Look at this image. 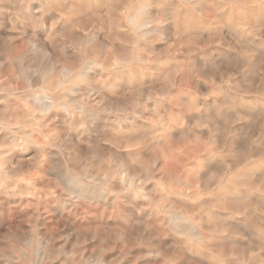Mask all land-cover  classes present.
Instances as JSON below:
<instances>
[{"label": "rangeland", "instance_id": "374dc122", "mask_svg": "<svg viewBox=\"0 0 264 264\" xmlns=\"http://www.w3.org/2000/svg\"><path fill=\"white\" fill-rule=\"evenodd\" d=\"M144 2L150 5V9H148L149 11L141 15V19L146 22V26L143 28L134 27L129 23L130 20L128 19H131L132 15L135 14V9ZM172 2L173 0H0V127H2L3 123V126L7 124L14 129L15 135L18 136V140L23 142L26 137L30 136L32 143L34 142L33 144L30 143L32 146H27L29 147L27 151L25 149L22 150L21 146H19L17 147V149H20H18L19 152L16 151V153H10L12 144L8 138L2 136L3 133H0V160L4 158L6 159V163L9 162L7 163L8 165L6 164V166L1 169L2 172H0V180L5 181V185L2 184L5 188L1 186L0 181V257H2L0 258V264H64L65 262H69L68 264H87V258L89 262H100V264H112L113 262L114 264H199V261L200 264H236L237 260V264H239V262L240 264H264V204L263 210H260V206L258 205L259 200L257 199L259 195H261L257 190V186L259 183L264 185V0H176V2L174 0V2ZM4 3L5 5H3ZM91 3H93V5ZM137 4H139V6ZM66 6L68 7L65 8ZM255 6L257 8H255ZM31 8L32 10L28 11ZM35 8L37 10H35ZM64 14L65 20L60 17ZM77 17L79 18L77 19ZM8 21H10L11 25L10 23L8 25ZM36 21L39 22V24ZM51 22L53 24H51ZM68 27L70 29H68ZM201 31L203 32L202 34ZM148 33L152 35H149ZM146 35L147 37L145 38ZM22 38L25 39L23 40ZM18 42L22 43L20 44ZM113 43L115 44L114 46ZM122 45H124V47ZM13 47L16 48V51L13 50ZM121 49L123 50L121 51ZM41 50L44 51L42 52ZM150 50H152V52ZM46 51L49 57H46ZM52 52L54 55H52ZM43 53L45 57L41 55ZM37 54L41 56H38ZM252 56H254V58ZM38 57H42V59ZM69 57L71 59L70 61H74V64L76 63L75 65L77 69H79V67L87 66L90 59L96 60L101 68L99 71L94 70L96 71L95 73L93 72V69L89 70V79L81 86L83 89H87L89 84L92 83L99 85L102 80L108 82L110 86H116L115 88L113 87V91H107L108 93L106 92L108 95L107 98L110 101L109 107L112 108L110 110L109 108L103 111H101V109L99 110L101 107L96 103L99 100L98 96L97 94H94V92L92 93L89 105L92 111H96L99 114L98 120L96 121H92L89 116H71L63 109L54 108L50 113L43 112L41 111L39 105L35 102L36 100H34V95L39 93V90L43 85L50 87L52 92L59 93V90L56 88L57 85L56 82H54V78H56L60 68L58 66H54L53 68L51 63L55 62L54 59L60 63H64V61L66 62ZM48 58H50V61H48ZM115 58L116 60H114ZM124 59H127V61ZM248 59L250 60V63ZM42 60L43 62H41ZM145 60L148 61L146 62ZM39 61L40 64L43 65L44 70L42 73L37 72L40 67ZM46 63L49 66H46ZM177 64H179V66ZM20 65H22V67ZM212 65H215V67ZM31 66H33V69L35 68V71L30 68ZM30 69H32V71L29 72L28 70ZM145 70L147 72H145ZM167 70L168 72H166ZM35 72H37L36 75L39 73V77L37 76V79H35L36 76H34ZM18 73H20V75ZM101 75L102 77H100ZM24 76H26V79ZM32 76L34 78H32ZM42 77L44 79H41ZM50 77H53V82L50 81ZM97 77L103 79L96 81ZM205 78L206 81H204ZM178 79H181L180 82ZM45 80H47V82ZM156 84L157 86H155ZM137 86H139V89ZM136 89L138 90L136 91ZM128 91L129 93H127ZM76 94L79 96L81 93ZM95 99L97 100L94 101ZM124 103L125 105H122ZM227 103H229V105ZM143 108L146 111H143ZM197 110L200 111L199 114L196 112ZM210 110L211 112L209 113ZM150 112L153 113L150 114ZM178 116L179 118H177ZM108 117H112V120L117 119L119 121L123 119L138 121V124L141 123L139 124L140 129H133L136 133L142 130L146 131L150 124H152V122H156L158 119H162L163 122L171 129L168 128L169 131H166L168 134L166 133L167 135L164 137V144H154L151 137L148 136L141 140V142L136 143L137 146L134 147V152L132 154H128L126 145L132 143H129L131 141H128L124 130L129 129L123 128L121 130L112 131L109 128H102L101 124L104 123L106 119H109ZM81 118H84V121ZM179 119L181 121L183 120V122ZM81 121L82 123H80ZM77 123H80L81 125ZM177 123H179V127H177ZM70 124L73 125L71 126ZM95 124L96 128H94V130L92 126ZM67 127L68 130L66 129ZM190 127L191 130L188 131ZM86 128L89 130H86ZM100 128L103 131L105 129V134ZM94 131L97 132L94 133ZM198 131H200V133ZM58 135L60 136V140L58 139ZM101 135H103L104 139L101 138ZM109 135H111V137ZM114 138L116 140H113ZM90 140H92V142ZM87 141H89V143ZM58 145H61L62 148ZM96 147L98 149H96ZM167 148L169 150H166ZM115 149H118L121 153H118ZM2 150L8 151V153H2ZM136 151L138 155L136 154ZM38 153L42 155L47 153V159L44 162L39 163L38 159H36V154ZM56 153L58 156H56ZM114 154L115 156L117 154L118 155L114 157ZM31 155L34 157L31 158ZM29 156L31 159L28 161H31L28 163L27 157L29 158ZM56 159H58V165L56 163L55 165H57L56 167L59 166V170L62 171L66 169L63 171L65 173L68 169L73 168L72 172L75 174L76 178L86 182L95 190H99L101 188L106 190L107 188H110L112 191L107 189V192L111 196L115 195V207L109 209V207L103 203L81 198L77 202L78 204L81 203L77 206L78 211L80 212L78 214L71 215L67 220L66 218L64 220L61 219L63 214L55 213L53 209L58 200H70L72 195L70 196L69 189L61 178L49 173L50 169L55 166L53 163ZM141 159H143V161ZM61 160L65 165L61 163ZM35 161L38 162V165ZM122 161L126 163L136 162L134 165L137 169L134 177V187L124 185L125 189H123V192L120 194L123 195V193H126L127 197L124 198L118 197V191L120 188L119 181L121 178L120 173H122L120 164ZM29 164H31V168ZM140 165H144L143 168ZM250 169H253L256 172L246 178L244 175ZM25 170L27 172H24ZM38 171L40 172L37 176ZM3 172H6L7 175ZM64 173L62 174L64 175ZM17 174H19L18 176L21 178H19ZM93 174L97 177H93ZM101 174H103V176ZM112 174L114 175L113 177L111 176ZM231 175L233 177H231ZM98 178H103L104 180L106 179L107 182L103 183L102 180L100 182ZM222 179L224 181H222ZM9 187H11V189ZM16 187H21L20 190L23 188L20 196V190ZM140 187H144L146 190L141 192V197H136L135 191ZM225 188L230 190H241L243 188L242 190H246L245 195L247 196L244 198L246 200L243 201L245 202L244 208L240 211L236 210V208H240L242 205H240L237 200H234V198L237 197L236 194H227L225 191L228 190ZM187 189L191 192V194H193L192 198L186 194H182V192L187 191ZM53 191H56V193L60 195L58 196V199L48 201L46 203L48 209H46L43 202L45 195L51 194ZM133 192L134 194H132ZM262 192L263 196L261 199H263L264 203V188ZM147 193L150 194L148 195ZM10 195H14L16 198ZM177 207H179V210ZM34 209L35 214L32 213ZM71 209H74V207L68 210L71 211ZM82 209L83 211H81ZM167 210L171 211V213ZM155 211L158 212L156 213ZM176 212L185 217L191 218L193 222H197L198 233H195L199 236L197 234V236H191L189 233H176L173 231L172 225L168 224L169 220L166 219H168L167 217L171 218ZM91 213L103 215V218H97V222ZM126 213L128 215H126ZM130 213L135 214L137 218L133 217ZM230 213H232L230 216L231 219L229 218ZM13 214L16 216H13ZM20 214L23 216H20ZM24 214H26V216ZM142 214H145L144 217ZM243 216H245L244 219ZM31 217L33 219L36 217V221ZM5 219L8 221H4ZM146 219H148V221H146ZM226 219H229L230 221ZM224 220L227 221V223H223ZM95 223L97 224L93 225ZM112 225H114V227ZM156 226L157 228L154 230ZM126 227H129V231ZM150 228L152 230H150ZM86 230L88 234L86 233ZM109 230H112L113 232ZM92 231L94 232V235L91 234ZM132 231H134V234L130 233ZM229 231L233 232L232 234L235 237L233 240H236L235 242L222 234V232L228 233ZM24 234L26 235V239ZM147 234L149 235L147 236ZM133 235L135 237H133ZM40 236L41 239L45 240L44 243L40 244ZM146 236L147 238L145 240ZM97 238L98 240H96ZM38 242L39 244H37ZM73 242L77 244L75 245ZM38 246H40V251H38ZM19 248H22V251ZM139 250L141 252H139ZM42 251H44L45 254L43 257L44 259H41L42 262H40L39 252L41 253ZM78 252L81 253L79 254ZM197 252H199V254ZM239 253L242 254V257L244 256V258L240 257ZM259 254L261 256H259ZM257 256H259V258ZM100 260L104 261L101 262ZM132 261H134V263ZM185 261L187 262L185 263Z\"/></svg>", "mask_w": 264, "mask_h": 264}, {"label": "bare ground", "instance_id": "6f19581e", "mask_svg": "<svg viewBox=\"0 0 264 264\" xmlns=\"http://www.w3.org/2000/svg\"><path fill=\"white\" fill-rule=\"evenodd\" d=\"M97 1V0H96ZM193 1V0H192ZM2 2V1H1ZM8 2V1H7ZM15 2V1H14ZM21 2V1H20ZM58 2V1H57ZM102 2V1H101ZM109 2V1H108ZM173 2H174V0H173ZM172 2V3H173ZM175 2H176V0H175ZM27 3V2H26ZM56 3V2H55ZM112 3H114V2H112ZM170 3V2H169ZM248 3V2H247ZM10 4V3H9ZM92 5H93V3H91ZM97 4H98V2H97ZM232 4V3H231ZM3 5H5V3L3 4ZM29 5V4H28ZM138 6H139V4H137ZM208 5V4H207ZM222 5V4H221ZM2 6V5H1ZM10 6V5H9ZM13 6H14V4H13ZM16 6V5H15ZM22 6V5H21ZM68 6H70V5H68ZM68 6H66L65 8H67ZM150 5L148 4V3H142L139 7H137L135 10V14H133L132 15V17H131V19H128V20H130V24H132L134 27H141V28H143L144 26H146V22L145 21H143L142 19H141V15L142 14H144L145 12H147V11H149L148 9H150V7H149ZM175 6V5H174ZM217 6V5H216ZM230 6V5H229ZM11 7V6H10ZM38 7V6H37ZM62 7V6H61ZM99 7V6H98ZM114 7V6H113ZM214 7V6H213ZM40 8V7H39ZM71 8V7H70ZM70 8H68V9H70ZM89 8H90V6H89ZM174 8V7H173ZM255 8H257L256 6H255ZM5 9V8H4ZM10 9V8H9ZM24 9V8H23ZM102 9V8H101ZM200 9V8H199ZM252 9V8H251ZM2 10V9H1ZM14 10V9H13ZM32 10V8L31 9H29L28 11H31ZM35 10H37L36 8H35ZM47 10V9H46ZM71 10V9H70ZM73 10H74V8H73ZM88 10V9H87ZM99 10H100V8H99ZM98 10V11H99ZM119 10V9H118ZM207 10V9H206ZM247 10V9H246ZM176 11V10H175ZM10 12V11H9ZM121 12V11H120ZM213 12H214V10H213ZM223 12V11H222ZM229 12V11H228ZM8 13V12H7ZM13 13V12H12ZM74 13V12H73ZM79 13V12H78ZM85 13V12H84ZM91 13V12H90ZM90 13H89V15H90ZM9 14V13H8ZM17 14V13H16ZM35 14V13H34ZM88 14V13H87ZM93 14V13H92ZM99 14V13H98ZM102 14V13H101ZM157 14V13H156ZM162 14V13H161ZM171 14H172V10H171ZM258 14V13H257ZM11 15V14H10ZM29 15V14H28ZM54 15V14H53ZM56 15V14H55ZM82 15V14H81ZM80 15V16H81ZM85 15H86V13H85ZM189 15V14H188ZM191 15H192V12H191ZM224 15V14H223ZM231 15V14H230ZM30 16V15H29ZM39 16V15H38ZM69 16V15H68ZM87 16V15H86ZM95 16V15H94ZM186 16V15H185ZM194 16V15H193ZM227 16V15H226ZM259 16V15H258ZM58 17V16H57ZM61 18H63L64 20H65V14L64 15H62V16H60ZM106 17V16H105ZM162 17L164 18V16H163V14H162ZM9 18V17H8ZM42 18V17H41ZM79 17H77V19H78ZM107 18V17H106ZM117 18V17H116ZM130 18V17H129ZM220 18V17H219ZM6 19V18H5ZM49 19V18H48ZM52 19V18H51ZM54 19V18H53ZM111 19V18H110ZM156 19V18H155ZM175 19V18H174ZM7 20V19H6ZM34 20V19H33ZM67 20V19H66ZM85 20V19H84ZM187 20V19H186ZM27 21V20H26ZM54 21V20H53ZM52 21V22H53ZM57 21V20H56ZM97 21V20H96ZM109 21V20H108ZM188 21H189V19H188ZM219 21V20H218ZM221 21V20H220ZM256 21V20H255ZM12 22L14 23V21L12 20ZM16 22V21H15ZM37 22V21H36ZM50 22V21H49ZM49 22H47V23H49ZM51 22V24H53ZM58 22V21H57ZM9 23H10V21H8V25H9ZM38 24H39V22H37ZM77 23V22H76ZM93 23V22H92ZM73 24V23H72ZM74 24H75V22H74ZM73 24V25H74ZM108 24V23H107ZM149 24H151V23H149ZM3 25V24H2ZM7 25V26H8ZM10 25H11V23H10ZM13 25V24H12ZM21 25V24H20ZM22 25H24V24H22ZM27 25V24H26ZM30 25V24H29ZM92 25V24H91ZM172 25V24H171ZM193 25V24H192ZM257 25V24H256ZM39 26V25H38ZM45 26V25H44ZM122 26V25H121ZM216 26V25H215ZM219 26V25H218ZM42 27V26H41ZM50 28H52L51 26H49ZM73 27V26H72ZM147 27H149V26H147ZM184 27V26H183ZM202 27V26H201ZM37 28V27H36ZM48 28V27H47ZM74 28V27H73ZM93 28V27H92ZM91 28V29H92ZM132 28V27H131ZM163 28V27H162ZM187 28V27H186ZM189 28V27H188ZM193 28V27H192ZM22 29V28H21ZM67 29V28H66ZM68 29H70L69 27H68ZM125 29V28H124ZM133 29V28H132ZM5 30V29H4ZM16 30H17V28H16ZM72 30V29H71ZM126 30V29H125ZM156 30H157V27H156ZM169 30V29H168ZM201 30V29H200ZM19 31H21V30H19ZM34 31V30H33ZM41 31V30H40ZM61 31V30H60ZM135 31V30H134ZM171 31V30H170ZM199 31V30H198ZM3 32V31H2ZM46 32V31H45ZM58 32V31H57ZM117 32V31H116ZM122 32V31H121ZM161 32H162V30H161ZM47 33V32H46ZM61 33V32H60ZM150 33V32H149ZM148 33V34H149ZM163 33H164V31H163ZM178 33V32H177ZM187 33H189V32H187ZM200 33V32H199ZM203 32L201 31V34H202ZM205 33V32H204ZM5 34V33H4ZM16 34V33H15ZM25 34V33H24ZM29 34V33H28ZM32 34V33H31ZM98 34H100V33H98ZM105 34V33H104ZM109 34H110V32H109ZM108 34V35H109ZM136 34V33H135ZM147 34V35H148ZM174 34V33H173ZM196 34V33H195ZM14 35V34H13ZM40 35V34H39ZM95 35V34H94ZM112 35H113V33H112ZM116 35V34H115ZM147 35L145 36V38L147 37ZM149 35H152V34H149ZM148 35V36H149ZM161 35V34H160ZM166 35V34H165ZM52 36V35H51ZM176 36V35H175ZM179 36V35H178ZM206 36V35H205ZM24 37H25V35H24ZM31 37H32V35H31ZM30 37V38H31ZM111 37V36H110ZM130 37H132V36H130ZM134 37V36H133ZM166 37H167V35H166ZM27 38H28V36H27ZM46 38V37H45ZM52 38V37H51ZM116 38V37H115ZM126 38V37H125ZM128 38H129V36H128ZM163 38H165V37H163ZM7 39V38H6ZM21 39V38H20ZM23 39V38H22ZM25 39V38H24ZM23 39V40H24ZM36 39V38H35ZM103 39V38H102ZM131 39V38H130ZM155 39V38H154ZM160 39V38H159ZM190 39V38H189ZM206 39V38H205ZM54 40V39H53ZM61 40V39H60ZM129 40V39H128ZM2 41V40H1ZM21 41V40H20ZM26 41V40H25ZM24 41V42H25ZM38 41V40H37ZM56 41H57V39H56ZM80 41V40H79ZM82 41V40H81ZM102 41V40H101ZM105 41V40H104ZM111 41V40H110ZM132 41H134V40H132ZM169 41V40H168ZM29 42H30V40H29ZM92 42V41H91ZM123 42V41H122ZM125 42V41H124ZM16 43V42H15ZM18 43H20V42H18ZM22 43V42H21ZM20 43V44H21ZM65 43V42H64ZM119 43V42H118ZM133 43H135V42H133ZM151 43V42H150ZM182 43H183V41H182ZM8 44V43H7ZM17 44V43H16ZM32 44V43H31ZM57 44V43H56ZM146 44V43H145ZM144 44V45H145ZM152 44V43H151ZM13 45V44H12ZM11 45V46H12ZM15 45V44H14ZM36 45H37V43H36ZM39 45V44H38ZM45 45V44H44ZM79 45V44H78ZM89 45V44H88ZM87 45V46H88ZM115 44L113 43V46H114ZM143 45V44H142ZM170 45V44H169ZM34 46V45H33ZM51 46V45H50ZM69 46V45H68ZM123 47H124V45H122ZM133 46V45H132ZM164 46V45H163ZM248 46V45H247ZM8 47V46H7ZM15 47V46H14ZM13 47V50L14 51H16V48H14ZM36 47V46H35ZM40 47V46H39ZM38 47V48H39ZM45 47V46H44ZM52 47V46H51ZM119 47V46H118ZM161 47V46H160ZM165 47V46H164ZM171 47V46H170ZM191 47V46H190ZM69 48V47H68ZM81 48V47H80ZM115 48V47H114ZM145 48H146V46H145ZM250 48H252V47H250ZM36 49H37V47H36ZM42 49V48H41ZM48 49V48H47ZM125 49V48H124ZM142 49V48H141ZM158 49H159V47H158ZM184 49V48H183ZM189 49V48H188ZM39 50V49H38ZM59 50V49H58ZM66 50V49H65ZM115 50V49H114ZM123 49H121V51H122ZM164 50V49H163ZM245 50V49H244ZM251 50V49H250ZM1 51V50H0ZM42 51V50H41ZM44 51V50H43ZM42 51V52H43ZM49 51V50H48ZM53 51H54V49H53ZM60 51H61V49H60ZM63 51H64V49H63ZM101 51V50H100ZM151 52H152V50H150ZM154 51V50H153ZM161 51V50H160ZM249 51V50H248ZM24 52H26V51H24ZM31 52V51H30ZM41 52V53H42ZM50 52V51H49ZM59 52V51H58ZM66 52H67V50H66ZM69 52V51H68ZM92 52V51H91ZM91 52H89V53H91ZM155 52V51H154ZM192 52V51H191ZM222 52V51H221ZM254 52V51H253ZM29 53V52H28ZM97 53H98V51H97ZM146 53H147V51H146ZM26 54V53H25ZM30 54V53H29ZM36 54V53H35ZM47 54V51L45 52V55ZM58 54V53H57ZM68 54V53H67ZM70 54V53H69ZM92 54V53H91ZM99 54H100V52H99ZM143 54V53H142ZM168 54V53H167ZM239 54V53H238ZM251 54H252V52H251ZM256 54V53H255ZM3 55V54H2ZM15 55V54H14ZM38 55V54H37ZM36 55V56H37ZM41 55H43V57H45V55H44V53L43 54H41ZM41 55H38V56H41ZM51 55V54H50ZM52 55H54L53 54V52H52ZM95 55V54H94ZM113 55V54H112ZM181 55H182V53H181ZM5 56V55H4ZM56 56V55H55ZM72 56V55H71ZM102 56V55H101ZM120 56H122V55H120ZM125 56V55H124ZM123 56V57H124ZM135 56V55H134ZM246 56V55H245ZM46 57H49V55L47 54L46 55ZM57 57H58V55H57ZM67 57V56H66ZM73 57V56H72ZM74 57H75V55H74ZM217 57V56H216ZM236 57V56H235ZM253 58H254V56H252ZM36 58V57H35ZM38 58H41L42 59V57H38ZM55 58V57H54ZM53 58V59H54ZM90 58V57H89ZM113 58V57H112ZM131 58V57H130ZM165 58V57H164ZM204 58V57H203ZM220 58V57H219ZM223 58V57H222ZM249 58V57H248ZM20 59V58H19ZM49 59V60H48ZM47 60L48 61H50V58H48ZM58 59V58H57ZM121 59H123V58H121ZM179 59V58H178ZM200 59V58H199ZM221 59V58H220ZM40 60V59H39ZM45 60H46V58H45ZM71 59H70V57L69 58H67V61L65 62L64 61V63H60L59 61H56L55 59H54V63L52 62L51 63V65H53V68H54V66L55 67H59L60 68V70H59V73L57 74V76H56V78H54L55 79V81L54 82H56V85H57V89L59 90V93H54V92H52L51 91V88L50 87H47L46 85H43L41 88H40V90H39V93L38 94H35L34 95V100H36L35 102L37 103V105H39V107H40V109H41V111H43V112H46V113H50L51 112V110L52 109H54V108H57V109H63V110H65L66 111V113L68 114H70L71 116H89V118L92 120V121H96V120H98V112H96V111H92V109H91V107H90V97H91V95H92V93L94 92V94H97V96H98V101L96 102L101 108H99L98 106V108H99V110L101 109V111H103V110H106L107 108H109V110L110 109H112V108H110L109 106H110V101L108 100V98H107V91H113L114 90V88L116 87L115 85L113 86H110V84L108 83V82H106V81H104V80H102V82L100 81V79H103V78H100V77H102V75L100 76V77H97V80H96V78H95V80L96 81H100V83L101 84H93L92 82V84H89V87L86 89H83L81 86L83 85V84H85L86 83V81L89 79V76H88V73H89V70L90 69H93V72L95 73L96 71H94V70H97V71H99L101 68H100V66L98 65V62L96 61V60H91L90 59V62H89V64L87 65V66H85V67H79V69H77V67H76V63L74 64V61H70ZM79 60V59H78ZM85 60V59H84ZM114 60H116V58L114 59ZM125 60V59H124ZM129 60V59H128ZM156 60V59H155ZM249 60V59H248ZM6 61V60H5ZM48 61H46V62H48ZM121 61V60H120ZM125 61H127V59L125 60ZM146 61V60H145ZM148 61V60H147ZM146 61V62H147ZM172 61H174V60H172ZM180 61V60H179ZM203 61V60H202ZM34 62V61H33ZM36 62H37V60H36ZM41 62H43V60L41 61ZM88 62V61H87ZM124 62V61H123ZM211 62V61H210ZM110 63V62H109ZM163 63V62H162ZM202 63V62H201ZM249 63H250V60H249ZM6 64V63H5ZM36 64V63H35ZM34 64V65H35ZM39 64H40V61H39ZM176 64V63H175ZM197 64V63H196ZM212 64V63H211ZM210 64V65H211ZM240 64V63H239ZM32 65V64H31ZM109 65V64H108ZM111 65V64H110ZM178 66H179V64H177ZM221 65V64H220ZM241 65V64H240ZM3 66V65H2ZM21 67H22V65H20ZM36 66L38 67V65L36 64ZM46 66H49L47 63H46ZM157 66V65H156ZM213 66V65H212ZM33 66H31L30 68H32ZM160 67V66H159ZM213 67H215V65L213 66ZM220 67V66H219ZM2 68H4V67H2ZM170 68H171V66H170ZM195 68V67H194ZM7 69V68H6ZM5 69V70H6ZM23 69H24V67H23ZM22 69V70H23ZM33 69V68H32ZM32 69H30V70H28L29 72L30 71H32ZM140 69V68H139ZM152 69V68H151ZM154 69V68H153ZM168 69V68H167ZM34 71H35V68L33 69ZM43 65H41L40 64V67L38 68V70H37V72H43ZM46 70V69H45ZM53 70V69H52ZM103 70H104V68H103ZM155 70V69H154ZM161 70V69H160ZM163 70H164V67H163ZM169 70V69H168ZM168 70L166 71V72H168ZM33 71V72H34ZM149 71V70H148ZM204 71V70H203ZM24 72V71H23ZM22 72V73H23ZM32 72V73H33ZM37 72H35V75L34 76H36L35 77V79H37V76L39 75V73H38V75H36V73ZM102 72V71H101ZM104 72V71H103ZM145 72H147L146 70H145ZM181 72V71H180ZM19 75H20V73H18ZM46 74V73H45ZM52 74V73H51ZM97 74V73H96ZM96 74H95V76H96ZM102 74V73H101ZM132 74V73H131ZM153 74V73H152ZM163 74V73H162ZM166 74V73H165ZM11 75V74H10ZM22 75V74H21ZM25 75V74H24ZM92 75V74H91ZM99 75V74H98ZM127 75V74H126ZM181 75V74H180ZM14 76V75H13ZM31 76V75H30ZM48 76V75H47ZM128 76V75H127ZM134 76V75H133ZM139 76V75H138ZM8 77V76H7ZM25 77V79H26V76H24ZM39 77V76H38ZM44 77V76H43ZM41 78V79H44V78ZM156 77V76H155ZM180 77V76H179ZM178 77V78H179ZM32 78H34L33 76H32ZM115 78V77H114ZM137 78V77H136ZM149 78V77H148ZM198 78V77H197ZM212 78V77H211ZM38 79H40V78H38ZM40 79V80H41ZM50 79V81H52L53 80V77H50L49 78ZM92 79V78H91ZM155 79V78H154ZM182 79H183V77H182ZM237 79V78H236ZM27 80H29V79H27ZM121 80V79H120ZM140 80V79H139ZM146 80V79H145ZM147 80H149V79H147ZM179 80V79H178ZM181 80V79H180ZM180 80H179V82H180ZM15 81H16V79H15ZM30 81V80H29ZM28 81V82H29ZM36 81H38V80H36ZM46 82H47V80H45ZM93 81V80H92ZM113 81V80H112ZM116 81V80H115ZM122 81V80H121ZM177 81V80H176ZM198 81V80H197ZM204 81H206V78H205V80ZM53 82V81H52ZM110 82V81H109ZM151 82V81H150ZM153 82V81H152ZM169 82V81H168ZM190 82V81H189ZM202 82V81H201ZM208 82V81H207ZM128 83V82H127ZM192 83V82H191ZM206 83V82H205ZM32 84V83H31ZM48 84V83H47ZM140 84V83H139ZM147 84H148V82H147ZM155 84V83H154ZM159 84V83H158ZM175 84V83H174ZM184 84V83H183ZM188 84H190V83H188ZM39 85V84H38ZM179 85V84H178ZM205 85V84H204ZM123 86V85H122ZM127 86V85H126ZM126 86H124V87H126ZM135 86V85H134ZM154 86V85H153ZM155 86H157V84L155 85ZM197 86V85H196ZM33 87H35V86H33ZM114 87V88H113ZM128 87V86H127ZM139 86H137V88H138ZM147 87V86H146ZM20 88V87H19ZM129 88V87H128ZM141 88V87H140ZM152 88V87H151ZM30 89V88H29ZM127 89V88H126ZM131 89H132V87H131ZM139 89V88H138ZM138 89H136V91L138 90ZM147 89V88H146ZM3 90V89H2ZM20 90V89H19ZM160 90V89H159ZM163 90V89H162ZM161 90V91H162ZM180 90V89H179ZM118 91V90H117ZM131 91V90H130ZM150 91H151V89H150ZM153 91V90H152ZM156 91V90H155ZM189 91V90H188ZM211 91V90H210ZM213 91V90H212ZM24 92V91H23ZM107 92V93H106ZM133 92H134V90H133ZM170 92V91H169ZM215 92V91H214ZM12 93V92H11ZM10 93V94H11ZM31 93V92H30ZM76 93H81V94H79V96L76 94ZM117 93V92H116ZM122 93V92H121ZM127 93H129V91L127 92ZM151 93V92H150ZM172 93H173V91H172ZM21 94V93H20ZM111 94V93H110ZM141 94V93H140ZM146 94V93H145ZM160 94V93H159ZM178 94V93H177ZM189 94V93H188ZM208 94V93H207ZM4 95V94H3ZM12 95V94H11ZM119 95V94H118ZM128 95V94H127ZM126 95V96H127ZM171 95V94H170ZM191 95H194V94H191ZM217 95H218V93H217ZM1 96V95H0ZM29 96V95H28ZM94 96V95H93ZM110 96V95H109ZM180 96H182V95H180ZM19 97V96H18ZM27 97V96H26ZM95 97V96H94ZM146 97V96H145ZM172 97V96H171ZM174 97V96H173ZM187 97H188V95H187ZM193 97V96H192ZM160 98V97H159ZM178 98V97H177ZM112 99V98H111ZM184 99V98H183ZM230 99V98H229ZM97 99H95L94 101H96ZM118 100H120V99H118ZM127 100V99H126ZM155 100V99H154ZM1 101V100H0ZM22 101V100H21ZM26 101V100H25ZM112 101V100H111ZM173 101V100H172ZM186 101V100H185ZM188 101V100H187ZM214 101H215V99H214ZM225 101H226V98H225ZM113 102V101H112ZM115 102V101H114ZM156 102V101H155ZM164 102V101H163ZM174 102H175V100H174ZM231 102V101H230ZM241 102V101H240ZM15 103V102H14ZM116 103V102H115ZM126 103V102H125ZM125 103L124 104H122V105H125ZM160 103V102H159ZM169 103H170V101H169ZM168 103V104H169ZM177 103H179V102H177ZM189 103H190V101H189ZM215 103V102H214ZM232 103V102H231ZM6 104V103H5ZM9 104V103H8ZM128 104V103H127ZM133 104H134V102H133ZM148 104V103H147ZM153 104V103H152ZM156 104H157V102H156ZM196 104H198V103H196ZM207 104V103H206ZM228 105H229V103H227ZM242 104V103H241ZM12 105V104H11ZM91 105H92V103H91ZM95 105V104H94ZM172 105V104H171ZM179 105V104H178ZM234 105V104H233ZM93 106V105H92ZM115 106V105H114ZM116 106H117V104H116ZM115 106V107H116ZM158 106V105H157ZM169 106H170V104H169ZM200 106V105H199ZM203 106V105H202ZM206 106V105H205ZM213 106V105H212ZM13 107V106H12ZM17 107H18V105H17ZM28 107H29V105H28ZM32 107V106H31ZM145 107V106H144ZM186 107V106H185ZM33 108V107H32ZM154 108V107H153ZM192 108V107H191ZM190 108V109H191ZM204 108H206V107H204ZM203 108V109H204ZM210 108V107H209ZM211 108H213V107H211ZM18 109V108H17ZM151 109V108H150ZM155 109H156V107H155ZM165 109V108H164ZM184 109V108H183ZM189 109V110H190ZM194 109V108H193ZM114 110V109H113ZM115 110H117V109H115ZM143 111H146V110H144V108L142 109ZM188 110V109H187ZM186 110V111H187ZM209 110V109H208ZM22 111V110H21ZM132 111V110H131ZM130 111V112H131ZM195 111V110H194ZM215 111V110H214ZM128 112V111H127ZM141 112V111H140ZM178 112V111H177ZM196 112H198V114L200 113V111H196ZM211 112V110L209 111V113ZM221 112V111H220ZM65 113V112H64ZM119 113V112H118ZM138 113V112H137ZM153 113V112H152ZM151 112H150V114H152ZM155 113V112H154ZM173 113V112H172ZM205 113V112H204ZM216 113V112H215ZM225 113V112H224ZM2 114V113H1ZM21 114V113H20ZM132 114V113H131ZM141 114V113H140ZM143 114V113H142ZM144 114H147V113H144ZM178 114V113H177ZM176 114V115H177ZM207 114V113H206ZM223 114V113H222ZM15 115V114H14ZM28 115V114H27ZM35 115V114H34ZM17 116V115H16ZM22 116V115H21ZM31 116V115H30ZM140 116V115H139ZM162 116V115H161ZM185 116V115H184ZM188 116V115H187ZM195 116V115H194ZM3 117V116H2ZM18 117V116H17ZM52 117V116H51ZM60 117V116H59ZM148 117V116H147ZM226 117V116H225ZM1 118V117H0ZM5 118V117H4ZM8 118V117H7ZM55 118V117H54ZM73 118V117H72ZM109 118V117H108ZM112 118V117H111ZM111 118H109V119H106L105 121H104V123H102L101 124V127L102 128H109V129H111L112 131H117V130H121V129H123V128H127V129H129V130H124L125 131V136L128 138V141H131V142H129V143H132V144H128V145H126L127 147H126V149H127V152H128V154H132L133 152H134V147L135 146H137V144L136 143H139V142H141V140H143L144 138H146V137H148V136H150L151 137V139L153 140L152 142L154 143V144H161V143H163V141H164V137H165V135H167L168 133L166 132L167 130H168V126L163 122V120L162 119H158V118H156V119H158V120H156V122H152V124H150V126L147 128V130L146 131H137L138 133H136V132H134L135 130H133V129H136V128H139V124H141V123H137L138 121H136V120H132V121H129V119H123V120H121V121H119V120H117V119H111ZM141 118V117H140ZM170 118V117H169ZM177 118H179V116L177 117ZM210 118V117H209ZM238 118H239V115H238ZM3 119V118H2ZM13 119H14V117H13ZM36 119V118H35ZM53 119V118H52ZM64 119V118H63ZM79 119V118H78ZM82 119V118H81ZM84 119V118H83ZM82 119V120H83ZM105 119V118H104ZM136 119V118H135ZM226 119V118H225ZM144 120V119H143ZM170 120V119H169ZM180 120V119H179ZM198 120V119H197ZM196 120V121H197ZM8 121V120H7ZM52 121V120H51ZM59 121V120H58ZM64 121H65V119H64ZM73 121V120H72ZM80 121V120H79ZM84 121V120H83ZM166 121V120H165ZM178 121V120H177ZM181 121V120H180ZM100 122V121H99ZM179 122V121H178ZM181 122H183V120L181 121ZM198 122H199V120H198ZM201 122V121H200ZM210 122V121H209ZM220 122V121H219ZM80 123H82V121L80 122ZM80 123H77V124H80ZM187 123V122H186ZM195 123V122H194ZM223 123H224V121H223ZM1 124V123H0ZM4 124V123H3ZM3 124H2V127H0V133L2 134L3 133V135L2 136H5L6 138H8L9 139V141H10V143L12 144L11 145V151H10V153H16V151H18V149H17V147H19V146H21V149L23 150V149H25L26 151H27V149L29 148V147H27V146H29V145H31L30 143H32V140H31V137L29 136V137H26L25 139H24V141L23 142H21L20 140H18V136H16L15 135V131H14V129L13 128H11L10 126H8L7 124L5 125V126H3ZM62 124V123H61ZM67 124V123H66ZM147 124V123H146ZM179 123H177V125H178ZM181 124V123H180ZM218 124V123H217ZM71 126L73 125V124H70ZM76 125V124H75ZM81 125V124H80ZM187 125H189V124H187ZM223 125H225V124H223ZM53 126V125H52ZM61 126H63V125H61ZM60 126V127H61ZM75 127V126H74ZM93 127V129L94 128H96V124L95 125H93L92 126ZM147 127V126H146ZM177 127H179V125L177 126ZM213 127V126H212ZM58 128V127H57ZM63 128V127H62ZM99 128V127H98ZM38 129V128H37ZM56 129V128H55ZM67 130H68V127L66 128ZM101 129V128H100ZM140 129V128H139ZM169 129H171V128H169ZM196 129V128H195ZM221 129V128H220ZM86 130H89L88 128H86ZM95 130V129H94ZM98 130V129H97ZM102 130V129H101ZM178 130V129H177ZM191 130V127L189 128V130L188 131H190ZM239 130V129H238ZM29 131V130H28ZM55 131V130H54ZM76 131V130H75ZM84 131V130H83ZM103 131V130H102ZM101 131V132H102ZM130 131H132V132H130ZM169 131V130H168ZM27 132V131H26ZM48 132V131H47ZM77 132V131H76ZM97 132V131H96ZM95 131H94V133H96ZM99 132V131H98ZM100 132V133H101ZM104 132H106L105 131V129H104V131H103V133ZM111 132V131H110ZM173 132V131H172ZM199 133H200V131H198ZM239 132V131H238ZM17 133H18V131H17ZM50 133V132H49ZM48 133V134H49ZM99 133V134H100ZM131 133V134H130ZM140 133V134H139ZM167 133V134H166ZM242 133H243V131H242ZM20 134V133H19ZM88 134V133H87ZM105 134V133H104ZM108 134V133H107ZM116 134V133H115ZM124 134V133H123ZM139 134V135H138ZM172 134H174V133H172ZM180 134H181V132H180ZM23 135H26V134H23ZM71 135H73V134H71ZM112 135V134H111ZM111 135H109L110 137H111ZM237 135H238V133H237ZM59 136V135H58ZM69 136V135H68ZM75 136V135H74ZM102 137V139H104L103 138V135H101ZM106 136V135H105ZM118 136V135H117ZM124 136V137H125ZM21 137V136H20ZM33 137V136H32ZM71 137V136H70ZM87 137V136H86ZM89 137V136H88ZM122 137V136H121ZM126 137H125V139H126ZM250 137V136H249ZM54 138V137H53ZM68 138V137H67ZM115 138H117V137H115ZM113 139V140H116V139ZM3 139H5V138H3ZM52 139V138H51ZM50 139V140H51ZM55 139V138H54ZM58 139L60 140V136L58 137ZM76 139V138H75ZM99 139V138H98ZM121 139V138H120ZM150 139V140H151ZM217 139V138H216ZM227 139V138H226ZM233 139V138H232ZM238 139H239V137H238ZM241 139V138H240ZM42 140V139H41ZM40 140V141H41ZM87 140V139H86ZM95 140V139H94ZM112 140V141H113ZM149 140V139H148ZM192 140H194V139H192ZM195 140H196V138H195ZM228 140V139H227ZM230 140V139H229ZM39 141V140H38ZM75 141V140H74ZM91 142H92V140H90ZM99 141V140H98ZM105 141V140H104ZM127 141V140H126ZM243 141V140H242ZM83 142V141H82ZM88 143H89V141H87ZM125 142V141H124ZM149 142V141H148ZM218 142V141H217ZM34 143V142H33ZM32 143V144H33ZM67 143V142H66ZM68 143H69V141H68ZM76 143V142H75ZM78 143V142H77ZM94 143V142H93ZM99 143V142H98ZM223 143V142H222ZM40 144H42V143H40ZM44 144V143H43ZM54 144H57V143H54ZM71 144V143H70ZM111 144V143H110ZM151 144V143H150ZM164 144V143H163ZM192 144H194V143H192ZM214 144V143H213ZM255 144V143H254ZM79 145V144H78ZM104 145V144H103ZM198 145V144H197ZM253 145V144H252ZM32 146V145H31ZM58 146H60V148H62L61 147V145H58ZM85 146V145H84ZM91 146H92V144H91ZM105 146H106V144H105ZM147 146V145H146ZM195 146H196V144H195ZM238 146V145H237ZM51 147V146H50ZM153 147V146H152ZM239 147V146H238ZM242 147V146H241ZM100 148V147H99ZM102 148H103V146H102ZM157 148V147H156ZM192 148V147H191ZM247 148V147H246ZM252 148V147H251ZM31 149V148H30ZM74 149V148H73ZM72 149V150H73ZM96 149H98L97 147H96ZM190 149V148H189ZM244 149V148H243ZM261 149V148H260ZM20 150V149H19ZM32 150V149H31ZM34 150V149H33ZM46 150V149H45ZM71 150V149H70ZM80 150V149H79ZM166 150H169L168 148L166 149ZM232 150V149H231ZM74 151V150H73ZM83 151V150H82ZM86 151V150H85ZM88 151V150H87ZM99 151V150H98ZM111 151V150H110ZM114 151V150H113ZM115 151H117L118 153H121V151H118V149H115ZM144 151V150H143ZM149 151V150H148ZM218 151V150H217ZM261 151V150H260ZM2 153H8V151H5V150H2L1 151ZM19 152V151H18ZM25 152V151H24ZM42 152V151H41ZM62 152V151H61ZM64 152V151H63ZM76 152V151H75ZM190 152V151H189ZM210 152V151H209ZM228 152V151H227ZM232 152H234V151H232ZM243 152V151H242ZM241 152V153H242ZM262 152V151H261ZM85 153V152H84ZM254 153V152H253ZM32 154V153H31ZM34 154H35V152H34ZM39 154V153H38ZM38 154H36L35 156H36V159H38V162L39 163H41V162H44L46 159H47V156H46V154L45 155H42V154H39V156H38ZM57 154V153H56ZM76 154V153H75ZM105 154V153H104ZM112 154V153H111ZM135 154V153H134ZM136 154L138 155V153H137V151H136ZM145 154V153H144ZM160 154V153H159ZM209 154H211V153H209ZM24 155V154H23ZM33 155V154H32ZM31 155V158H33L34 156H32ZM55 155V154H54ZM54 155H52V156H54ZM88 155V154H87ZM86 155V156H87ZM118 155V154H117ZM116 155V156H117ZM247 155V154H246ZM251 155L253 156V154L251 153ZM17 156V155H16ZM28 156V155H27ZM56 156H58V154L56 155ZM74 156V155H73ZM90 156V155H89ZM114 157H116L115 156V154L113 155ZM127 156V155H126ZM146 156V155H145ZM160 156V155H159ZM209 156H211V155H209ZM240 156V155H239ZM19 157V156H18ZM60 157V156H59ZM83 157V156H82ZM128 157H129V155H128ZM139 157V156H138ZM220 157V156H219ZM224 157V156H223ZM228 157V156H227ZM30 158V156H29V158L27 157V161L29 160V159H31ZM76 158V157H75ZM89 158V157H88ZM200 158V157H199ZM240 158V157H239ZM16 159V158H15ZM24 159H26V158H24ZM62 159V158H61ZM81 159V158H80ZM135 159H136V157H135ZM134 159V160H135ZM227 159V158H226ZM6 159H4V158H2L1 160H0V172H2V168H4L5 166H6V164L7 163H9V162H7L6 163V161H5ZM12 160V159H11ZM33 160V159H32ZM106 160V159H105ZM122 160V159H121ZM142 161H143V159H141ZM180 160V159H179ZM223 160V159H222ZM224 160H225V158H224ZM232 160V159H231ZM238 160V159H237ZM9 161H10V159H9ZM14 161H16V160H14ZM31 161V160H30ZM30 161H28V163L30 162ZM51 161V160H50ZM58 159H56V161L53 163L54 165H55V163L58 165ZM96 161V160H95ZM100 161V160H99ZM103 161H104V159H103ZM118 161H119V159H118ZM150 161V160H149ZM161 161V160H160ZM167 161V160H166ZM165 161V162H166ZM233 161V160H232ZM243 161V160H242ZM36 162V161H35ZM38 162H36V164L38 163ZM88 162V161H87ZM116 162H117V160H116ZM141 162V161H140ZM153 162V161H152ZM169 162V161H168ZM175 162H176V160H175ZM219 162V161H218ZM61 163L63 164V165H65L64 164V162H62V160H61ZM77 163V162H76ZM134 163H136V162H131V163H126V162H124V161H122L121 162V164H120V169H121V171H122V173H120L121 174V178H120V181H119V195H118V197H120V198H124V197H127V194L125 195L124 193H123V195H120L122 192H123V189H125V187H124V185H128L129 187H134V185H133V183H134V180H135V175H136V172H137V169L135 168V165H134ZM146 163V162H145ZM170 163V162H169ZM248 163V162H247ZM17 164H19V163H17ZM21 164V163H20ZM71 164V163H70ZM83 164V163H82ZM86 164V163H85ZM93 164H95V163H93ZM138 164V163H137ZM160 164V163H159ZM163 164V163H162ZM167 164V163H166ZM176 164V163H175ZM8 165V164H7ZM21 165H23V164H21ZM30 165V168H31V164H29ZM38 165V164H37ZM57 165H55V166H53L52 167V169H50V171H49V173H51L52 175H54V176H56V177H59V178H61L64 182H65V185L68 187V189H69V192H70V200H68L67 198V200H65V199H62V200H58V202H57V204H56V206L54 207V209H53V211L55 212V213H61V214H63L62 215V217H61V219H65L66 218V220L71 216V215H73V214H78L80 211H78V205L79 204H81V203H77L78 202V200L79 199H81V198H84V199H89L90 201H96V202H98V203H103L104 205H107L108 207H109V209L110 208H114L115 207V205H116V203H115V200H116V198L112 195H110L107 191V189H109V190H111L110 188H107L106 190H104V189H102L101 187V189H99V190H95L92 186H90L89 184H87L86 182H84V181H81V180H79L78 178H76V176H75V174L72 172L73 171V168L72 169H68L67 170V172H63V171H65V170H59V166L58 167H56ZM60 165V164H59ZM92 165V164H91ZM16 166V165H15ZM27 166H28V164H27ZM73 166H76V165H73ZM78 166V165H77ZM99 166V165H98ZM103 166V165H102ZM142 168H143V166L142 165H140ZM160 166V165H159ZM173 166V165H172ZM199 166V165H198ZM220 167H222L221 165H219ZM226 166V165H225ZM249 166V165H248ZM14 167V166H13ZM37 167V166H36ZM61 167H62V165H61ZM224 167V166H223ZM238 167V166H237ZM40 168V167H39ZM47 168V167H46ZM75 168H77V167H75ZM91 168H94V167H91ZM242 168V167H241ZM253 168H254V166H253ZM34 169V168H33ZM79 169V168H78ZM108 169H109V167H108ZM159 169V168H158ZM210 169H211V167H210ZM217 169H219V168H217ZM9 170V169H8ZM28 170V169H27ZM35 170V169H34ZM39 170V169H38ZM102 170H103V168H102ZM149 170V169H148ZM191 170V169H190ZM212 170V169H211ZM240 170V169H239ZM255 170H256V168H255ZM255 170H253V169H250V170H248L247 172H246V174L244 175L246 178H248V177H250V175H253L256 171ZM30 171V170H29ZM37 171V170H36ZM77 171V170H76ZM75 171V172H76ZM97 171V170H96ZM145 171V170H144ZM143 171V172H144ZM162 171V170H161ZM164 171V170H163ZM202 171H204V170H202ZM208 171V170H207ZM225 171V170H224ZM23 172V171H22ZM24 172H27L26 170L24 171ZM39 172L40 171H38L37 172V176H38V174H39ZM78 172V171H77ZM146 172V171H145ZM157 172H158V170H157ZM209 172V171H208ZM214 172V171H213ZM216 172V171H215ZM3 173H5L6 174V172H3ZM2 173V174H3ZM10 173H11V171H10ZM62 173H64V175L62 174ZM79 173V172H78ZM84 173V172H83ZM104 173V172H103ZM234 173V172H233ZM258 173V172H257ZM256 173V174H257ZM1 174V173H0ZM23 174V173H22ZM29 174V173H28ZM90 174V173H89ZM144 174V173H143ZM151 174H152V172H151ZM213 174V173H212ZM217 174H219V173H217ZM244 174V173H243ZM264 174V173H263ZM262 174V175H263ZM7 175V174H6ZM19 174H17V176H18ZM49 175V174H48ZM77 175V174H76ZM84 175H85V173H84ZM83 175V176H84ZM91 175V174H90ZM102 176H103V174H101ZM147 175H149V174H147ZM164 175V174H163ZM162 175V176H163ZM173 175V174H172ZM234 175V174H233ZM261 175V176H262ZM9 176V175H8ZM47 176V175H46ZM53 176V177H54ZM106 176V175H105ZM109 176H110V174H109ZM112 177L114 176L113 174L111 175ZM223 177H225L224 175H222ZM241 176V175H240ZM11 177V176H10ZM9 177V178H10ZM19 178H21L20 176H18ZM24 177V176H23ZM51 177V176H50ZM49 177V178H50ZM85 177V176H84ZM88 177H90V176H88ZM92 177V176H91ZM93 177H97V176H94V174H93ZM107 177V176H106ZM137 177V176H136ZM141 177V176H140ZM148 177V176H147ZM161 177V176H160ZM231 177H233L232 175H231ZM28 178V177H27ZM31 178V177H30ZM80 178V177H79ZM101 178V177H100ZM179 178V177H178ZM190 178V177H189ZM214 178V177H213ZM217 178V177H216ZM90 179V178H89ZM99 179V178H98ZM143 179H144V177H143ZM224 179V178H223ZM222 179V181H224ZM236 179V178H235ZM239 179V178H238ZM241 179V178H240ZM22 180V179H21ZM56 180V179H55ZM100 180V182H101V180H102V182L103 183H105V182H107V180L105 179H99ZM137 180H138V178H137ZM181 180V179H180ZM193 180V179H192ZM206 180V179H205ZM227 180V179H226ZM243 180H245V179H243ZM1 181V180H0ZM23 181V180H22ZM38 181V180H37ZM93 181V180H92ZM97 181V180H96ZM163 181V180H162ZM165 181V180H164ZM195 181V180H194ZM24 182V181H23ZM39 182V181H38ZM115 182V181H114ZM146 182H148V181H146ZM189 182V181H188ZM192 182V181H191ZM190 182V183H191ZM250 182V181H249ZM5 183V181H1V186H2V184H4ZM13 183V182H12ZM11 183V184H12ZM15 183V182H14ZM42 183V182H41ZM110 183H111V181H110ZM162 183V182H161ZM231 183V182H230ZM229 183V184H230ZM16 184V183H15ZM18 184V183H17ZM20 184V183H19ZM30 184V183H29ZM148 184V183H147ZM155 184V183H154ZM189 184V183H188ZM5 185V184H4ZM14 185V184H13ZM47 185V184H46ZM98 185V184H97ZM149 185V184H148ZM195 185V184H194ZM8 186V185H7ZM19 186H21V185H19ZM28 186V185H27ZM37 186V185H36ZM51 186V185H50ZM95 186V185H94ZM162 186V185H161ZM179 186V185H178ZM193 186V185H192ZM211 186V185H210ZM252 186V185H251ZM3 187V186H2ZM12 187V186H11ZM11 187H9L10 189H11ZM34 187V186H33ZM111 187V186H110ZM151 187V186H150ZM166 187V186H165ZM172 187V186H171ZM184 187V186H183ZM190 187V186H189ZM3 188H5V187H3ZM16 188H18L19 190H20V188L19 187H16ZM15 188V189H16ZM43 188V187H42ZM153 188V187H152ZM151 188V189H152ZM155 188V187H154ZM187 188H188V186H187ZM231 188V187H230ZM263 188H264V185L262 184V183H259L258 184V186H257V190L260 192V194L261 195H259V197L257 198L258 200H259V206H260V210H263V199H261V197L263 196ZM13 189V188H12ZM23 189V188H22ZM21 189V190H22ZM40 189V188H39ZM49 189V188H48ZM47 189V190H48ZM226 190H228V191H225L227 194H230L231 195V193L232 194H236V198H234V200H237L239 203H240V205H242L240 208H236V210L237 211H240L242 208H244V206H245V202H243V201H245L246 199H244V198H246V196L247 195H245L246 194V190L244 191V190H240V189H235V190H230V189H227V188H225ZM2 190V189H1ZM18 190V191H19ZM21 190L19 191L20 193H19V196H20V194H21ZM29 190V189H28ZM132 190V189H131ZM146 190V188H144V187H140V188H138V190H136L135 191V196L136 197H141V192H143V191H145ZM222 190V189H221ZM254 190V189H253ZM59 191V190H58ZM61 191V190H60ZM112 191V190H111ZM157 191V190H156ZM167 191V190H166ZM3 192V191H2ZM30 192V191H29ZM149 192V191H148ZM158 192H160V191H158ZM221 192H223V191H221ZM17 193V192H16ZM45 193V192H44ZM64 193V192H63ZM157 193V192H156ZM10 194V193H9ZM38 194V193H37ZM132 194H134V192L132 193ZM144 194H146V193H144ZM148 195L150 194V193H147ZM155 194V193H154ZM159 194V193H158ZM162 194V193H161ZM167 194V193H166ZM182 194H186L187 196H190L191 198H192V195L193 194H191V192L187 189V191H184V192H182ZM29 195V194H28ZM27 195V196H28ZM33 195V194H32ZM60 195V194H59ZM57 193H56V191H53V193H51V194H46L45 195V198H44V205L46 206V209H48L47 208V202L48 201H50V200H53V199H58V196H59ZM69 195V194H68ZM160 195V194H159ZM10 196H13V197H15L14 195H10ZM34 196V195H33ZM152 196V195H151ZM203 196V195H202ZM233 196V195H232ZM250 196H252V195H250ZM250 196H248V197H250ZM66 197V196H65ZM134 197V196H133ZM196 197V196H195ZM199 197V196H198ZM230 197V196H229ZM257 197V196H256ZM3 198V197H2ZM5 198V197H4ZM9 198V197H8ZM16 198V197H15ZM60 198V197H59ZM72 198V199H71ZM74 198H75V200H74ZM168 198V197H167ZM166 198V199H167ZM172 198V197H171ZM201 198V197H200ZM208 198V197H207ZM219 198V197H218ZM227 198V197H226ZM232 198V197H231ZM130 199H132V198H130ZM225 199V198H224ZM252 199V198H251ZM6 200V199H5ZM9 200V199H8ZM16 200V199H15ZM17 200H18V198H17ZM33 200V199H32ZM31 200V201H32ZM153 200V199H152ZM177 200V199H176ZM194 200V199H193ZM218 200V199H217ZM232 200H233V198H232ZM253 200V199H252ZM1 201H2V199H1ZM25 201V200H24ZM29 201V200H28ZM158 201V200H157ZM181 201V200H180ZM237 201H236V203H237ZM129 202V201H128ZM172 202V201H171ZM220 202V201H219ZM221 202H222V200H221ZM34 203V202H33ZM87 203V202H86ZM188 203H190V202H188ZM187 203V204H188ZM195 203V202H194ZM198 203V202H197ZM206 203V202H205ZM211 203V202H210ZM209 203V204H210ZM229 203V202H228ZM7 204V203H6ZM6 204H5V206H6ZM15 204V203H14ZM32 204V203H31ZM89 204V203H88ZM141 204H142V202H141ZM179 204V203H178ZM233 204V203H232ZM32 205H34V204H32ZM32 205H31V207H32ZM53 205V204H52ZM148 205V204H147ZM161 205V204H160ZM200 205V204H199ZM208 205V204H207ZM215 205V204H214ZM238 205V204H237ZM25 206V205H24ZM74 207V209H71V211H69L68 209H70V208H72V207ZM83 206V205H82ZM137 206V205H136ZM181 206V205H180ZM194 206V205H193ZM217 206V205H216ZM225 206V205H224ZM227 206V205H226ZM80 207V206H79ZM117 207V206H116ZM143 207V206H142ZM195 207V206H194ZM235 207V206H234ZM239 207V206H238ZM50 208V207H49ZM82 208V207H81ZM145 208H147V207H145ZM167 208V207H166ZM179 207H177V209H178ZM185 208V207H184ZM213 208V207H212ZM227 208V207H226ZM230 208V207H229ZM4 209H6V208H4ZM22 209V208H21ZM20 209V210H21ZM84 209V208H83ZM83 209L81 210V211H83ZM93 209V208H92ZM176 209V208H175ZM196 209V208H195ZM216 209H218V208H216ZM90 210V209H89ZM156 210V209H155ZM179 210V209H178ZM255 210V209H254ZM7 211V210H6ZM25 211V210H24ZM41 211V210H40ZM85 211V210H84ZM167 211H169V210H167ZM175 211V210H174ZM184 211H186V210H184ZM18 212V211H17ZM35 212V209H34V211L32 212V213H34ZM42 212V211H41ZM99 212V211H98ZM131 212V211H130ZM133 212V211H132ZM142 212V211H141ZM156 213L158 212V211H155ZM170 213H171V211H169ZM256 212V211H255ZM7 213V212H6ZM9 213V212H8ZM22 213V212H21ZM24 213V212H23ZM48 213H49V210H48ZM47 213V214H48ZM83 213V212H82ZM87 213H88V211H87ZM135 213V212H134ZM150 213V212H149ZM2 214V213H1ZM11 214V213H10ZM16 214V213H15ZM35 214V213H34ZM44 214V213H43ZM92 215H93V218H95L96 219V221H97V218H103V215H98V214H94V213H91ZM131 214V213H130ZM153 214V213H152ZM217 214V213H216ZM215 214V215H216ZM225 214V213H224ZM262 214V213H261ZM22 214H20V216H21ZM25 216H26V214H24ZM37 215V214H36ZM36 215H34V216H36ZM59 215V214H58ZM109 215V214H108ZM107 215V216H108ZM126 215H128L127 213H126ZM133 217H136V215L135 214H131ZM130 215V216H131ZM143 215V214H142ZM145 215V214H144ZM144 215H143V217H144ZM168 215V214H167ZM171 215V214H170ZM169 215V216H170ZM185 215V214H184ZM232 215V213H230L229 214V218H230V216ZM239 215H240V212H239ZM7 216V215H6ZM13 216H16V215H14L13 214ZM23 216V215H22ZM30 216V215H29ZM38 216V215H37ZM42 216V215H41ZM53 216V215H52ZM61 216V215H60ZM114 216H116V215H114ZM206 216V215H205ZM217 216H219V215H217ZM228 216V215H227ZM253 216V215H252ZM19 217V216H18ZM33 217V216H32ZM31 217V218H32ZM54 217V216H53ZM112 217V216H111ZM124 217H125V215H124ZM150 217V216H149ZM152 217V216H151ZM226 217V216H225ZM247 217V216H246ZM5 218V217H4ZM27 218V217H26ZM52 218V217H51ZM71 218H73V217H71ZM82 218H84V217H82ZM122 218V217H121ZM137 218V217H136ZM168 219H166V220H169V222H168V224H170V225H172V229H173V231L174 232H176V233H189V235H191V236H194V235H196L198 232H197V228H198V224H197V222H193L192 220H191V218H188V217H185V216H183L182 214H180V213H178V212H176V213H174L173 214V216L170 218V217H167ZM224 218V217H223ZM222 218V219H223ZM245 218V216H243V219ZM260 218V217H259ZM17 219V218H16ZM33 219V218H32ZM35 219H36V217H35ZM35 219H33V220H35ZM46 219V218H45ZM57 219V218H56ZM78 219V218H77ZM123 219V218H122ZM139 219V218H138ZM231 219V218H230ZM232 219H233V217H232ZM242 219V218H241ZM1 220H3V219H1ZM19 220V219H18ZM65 220V221H66ZM140 220V219H139ZM165 220V219H164ZM195 220V219H194ZM208 220H209V218H208ZM219 220V219H218ZM217 220V221H218ZM226 220H228V221H230L229 219H226ZM4 221H8V220H4ZM9 221H10V219H9ZM16 221V220H15ZM22 221V220H21ZM24 221V220H23ZM29 221V220H28ZM36 221V220H35ZM59 221V220H58ZM89 221V220H88ZM87 221V222H88ZM93 221V220H92ZM133 221V220H132ZM146 221H148V219H146ZM234 221V220H233ZM238 221V220H237ZM38 222V221H37ZM56 222V221H55ZM73 222V221H72ZM71 222V223H72ZM98 222V221H97ZM120 222V221H119ZM131 222V221H130ZM141 222H142V220H141ZM159 222V221H158ZM200 222V221H199ZM224 222H226L227 223V221H223V223ZM245 222V221H244ZM247 222V221H246ZM34 223V222H33ZM66 223H67V221H66ZM74 223V222H73ZM78 223V222H77ZM93 223V222H92ZM160 223V222H159ZM210 223H212V222H210ZM238 223V222H237ZM240 223V222H239ZM22 224V223H21ZM46 224V223H45ZM69 224V223H68ZM79 224V223H78ZM97 223H95V224H93V225H96ZM104 224H106V223H104ZM117 224V223H116ZM122 224V223H121ZM134 224V223H133ZM145 224V223H144ZM150 224V223H149ZM158 224V223H157ZM161 224V223H160ZM219 224V223H218ZM38 225V224H37ZM52 225V224H51ZM81 225V224H80ZM86 225H88V224H86ZM90 225H92V224H90ZM119 225V224H118ZM126 225V224H125ZM203 225V224H202ZM215 225V224H214ZM233 225V224H232ZM257 225H258V223H257ZM83 226V225H82ZM89 226V225H88ZM113 227H114V225H112ZM122 226V225H121ZM163 226V225H162ZM210 226V225H209ZM235 226V225H234ZM259 226H261V225H259ZM1 227H2V224H1ZM40 227V226H39ZM99 227V226H98ZM125 227V226H124ZM151 227V226H150ZM170 227V226H169ZM222 227V226H221ZM241 227V226H240ZM53 228V227H52ZM74 228V227H73ZM127 228V227H126ZM129 228V227H128ZM127 228V229H128ZM147 228V227H146ZM149 228V227H148ZM153 228V227H152ZM157 228V226L154 228V230ZM212 228V227H211ZM216 228V227H215ZM247 228V227H246ZM46 229V228H45ZM67 229V228H66ZM68 229H69V227H68ZM72 229V228H71ZM111 229V228H110ZM119 229V228H118ZM130 229H132V228H130ZM136 229H137V227H136ZM165 229V228H164ZM27 230V229H26ZM42 230V229H41ZM48 230V229H47ZM90 230V229H89ZM122 230V229H121ZM144 230V229H143ZM150 230H152L151 228H150ZM46 231V230H45ZM72 231V230H71ZM75 231V230H74ZM96 231V230H95ZM109 231H112V230H109ZM128 231H129V229H128ZM148 231H149V229H148ZM27 232V231H26ZM98 232V231H97ZM96 232V233H97ZM113 232V231H112ZM117 232H119V231H117ZM134 231H132V232H130V233H132V234H134L133 233ZM145 232V231H144ZM147 232V231H146ZM195 232H197V233H195ZM214 232V231H213ZM246 232V231H245ZM31 233V232H30ZM76 233H78V232H76ZM86 233L88 234V232H87V230H86ZM94 232L92 231V235H94L93 234ZM99 233V232H98ZM125 233V232H124ZM123 233V234H124ZM127 233V232H126ZM151 233V232H150ZM159 233V232H158ZM221 233V232H220ZM233 232L232 231H229L228 233H223L222 232V234L225 236V237H227L228 239L230 238V239H234L235 237H234V235L232 234ZM243 233H244V231H243ZM26 234V233H25ZM24 234V235H25ZM39 234V233H38ZM45 234H47V233H45ZM44 234V235H45ZM79 234V233H78ZM86 234V235H87ZM160 234H161V232H160ZM246 234H247V232H246ZM20 235V234H19ZM27 235V234H26ZM26 235L24 236L25 237V239H26ZM64 235V234H63ZM84 235V234H83ZM97 235V234H96ZM143 235V234H142ZM141 235V236H142ZM149 234H147V236H148ZM170 235V234H169ZM198 235V234H197ZM196 235V236H197ZM201 235V234H200ZM258 235V234H257ZM60 236V235H59ZM79 236V235H78ZM89 236V235H88ZM124 236H125V234H124ZM130 236V235H129ZM132 236V235H131ZM147 236L145 237V240H146V238H147ZM185 236V235H184ZM199 236V235H198ZM245 236V235H244ZM28 237V236H27ZM90 237V236H89ZM98 237V236H97ZM116 237H117V235H116ZM133 237H135L134 235H133ZM132 237V238H133ZM143 237V236H142ZM215 237V236H214ZM248 237V236H247ZM254 237H256V236H254ZM18 238V237H17ZM126 238H127V236H126ZM162 238V237H161ZM221 238H223V237H221ZM21 239V238H20ZM28 239V238H27ZM40 239H41V236H40ZM68 239V238H67ZM73 239V238H72ZM71 239V240H72ZM79 239H81V238H79ZM86 239V238H85ZM92 239V238H91ZM100 239V238H99ZM118 239V238H117ZM135 239V238H134ZM143 239V238H142ZM206 239V238H205ZM257 239V238H256ZM63 240V239H62ZM96 240H98V238L96 239ZM123 240V239H122ZM125 240V239H124ZM128 240V239H127ZM130 240V239H129ZM174 240V239H173ZM199 240H200V238H199ZM215 240V239H214ZM218 240V239H217ZM221 240V239H220ZM243 240H244V238H243ZM252 240V239H251ZM259 240V239H258ZM67 241V240H66ZM94 241V240H93ZM172 241V240H171ZM175 241H176V239H175ZM234 242L236 241V240H233ZM238 241H239V239H238ZM45 242V240H43V239H41V242H40V244L41 243H44ZM65 242V241H64ZM92 242V241H91ZM125 242H126V240H125ZM129 242V241H128ZM138 242H141V241H138ZM226 242V241H225ZM245 242V241H244ZM259 242V241H258ZM20 243V242H19ZM24 243H26V242H24ZM113 243V242H112ZM186 243V242H185ZM184 243V244H185ZM196 243V242H195ZM254 244H256L255 242H253ZM260 243V242H259ZM27 244V243H26ZM37 244H39V242L37 243ZM73 244H75V242H73ZM77 244V243H76ZM75 244V245H76ZM80 244V243H79ZM125 244V243H124ZM213 244V243H212ZM235 244V243H234ZM245 244V243H244ZM258 244V243H257ZM22 245H23V243H22ZM119 245H120V242H119ZM183 245V244H182ZM186 245V244H185ZM195 245H197V244H195ZM49 246V245H48ZM86 246V245H85ZM104 246H105V243H104ZM132 246V245H131ZM154 246H155V244H154ZM166 246H167V244H166ZM165 246V247H166ZM180 246V245H179ZM239 246V245H238ZM246 246H247V244H246ZM39 247V249H38V251H40V246H38ZM37 247V248H38ZM47 247V246H46ZM73 247H76V246H73ZM164 247V248H165ZM225 247V246H224ZM244 247V246H243ZM6 248V247H5ZM16 248V247H15ZM26 248V247H25ZM53 248V247H52ZM57 248V247H56ZM55 248V249H56ZM62 248V247H61ZM98 248V247H97ZM200 248V247H199ZM248 248V247H247ZM2 249V248H1ZM20 250L22 249V248H19ZM24 249V248H23ZM54 249V248H53ZM132 249V248H131ZM139 249V248H138ZM166 249V248H165ZM59 250V249H58ZM57 250V251H58ZM82 250V249H81ZM142 250V249H141ZM144 250V249H143ZM194 250V249H193ZM227 250V249H226ZM251 250V249H250ZM4 251V250H3ZM22 251V250H21ZM47 251V250H46ZM56 251V250H55ZM54 251V252H55ZM65 251H66V249H65ZM83 251V250H82ZM128 251V250H127ZM137 251V250H136ZM159 251V250H158ZM157 251V252H158ZM171 251V250H170ZM197 251V250H196ZM26 252V251H25ZM35 252H36V250H35ZM35 252H34V254H35ZM60 252V251H59ZM139 252H141L140 250H139ZM144 252V251H143ZM142 252V253H143ZM147 252V251H146ZM187 252V251H186ZM185 252V253H186ZM22 253V252H21ZM56 253V252H55ZM79 254L81 253V252H78ZM78 253H77V255H78ZM87 253V252H86ZM136 253V252H135ZM156 253V252H155ZM189 253V252H188ZM195 253V252H194ZM198 254H199V252H197ZM203 253V252H202ZM44 254H45V252L44 251H42L41 253L39 252V258H40V260L42 259H44L43 257H44ZM54 254V253H53ZM61 254V253H60ZM88 254V253H87ZM120 254V253H119ZM138 254V253H137ZM236 254V253H235ZM240 254V253H239ZM248 254V253H247ZM247 254H246V256H247ZM262 254V253H261ZM8 255V254H7ZM56 255V254H55ZM116 255V254H115ZM133 255H134V253H133ZM166 255V254H165ZM177 255V254H176ZM194 255V254H193ZM201 255V254H200ZM199 255V256H200ZM211 255V254H210ZM226 255V254H225ZM9 256V255H8ZM11 256V255H10ZM23 256V255H22ZM25 256V255H24ZM28 256V255H27ZM53 256V255H52ZM57 256V255H56ZM140 256V255H139ZM144 256V255H143ZM142 256V257H143ZM170 256V255H169ZM259 256H261L260 254H259ZM259 256H257L258 258H259ZM264 256V255H263ZM13 257V256H12ZM86 257V256H85ZM135 257V256H134ZM137 257V256H136ZM167 257V256H166ZM176 257V256H175ZM185 257V256H184ZM193 257V256H192ZM191 257V258H192ZM196 257H197V255H196ZM215 257V256H214ZM240 257H242V254H240ZM0 258H2V257H0ZM4 258V257H3ZM25 258V257H24ZM53 258V257H52ZM111 258V257H110ZM130 258H132V257H130ZM194 258V257H193ZM213 258V257H212ZM242 258H244V256L242 257ZM55 259V258H54ZM120 259V258H119ZM134 259V258H133ZM145 259V258H144ZM143 259V260H144ZM177 259V258H176ZM183 259V258H182ZM197 259V258H196ZM198 259H200V258H198ZM233 259V258H232ZM257 259V258H256ZM42 260L40 261V262H42ZM62 260V259H61ZM64 260V259H63ZM128 260V259H127ZM184 260V259H183ZM201 260V259H200ZM255 260V259H254ZM39 261V260H38ZM101 262H103L104 260H100ZM115 261V260H114ZM148 261V260H147ZM159 261V260H158ZM157 261V262H158ZM202 261V260H201ZM208 261H210V260H208ZM250 261V260H249ZM252 261H253V259H252ZM64 262H65V260H64ZM130 262H131V260H130ZM133 263H134V261H132ZM143 262V261H142ZM146 262V261H145ZM153 262V261H152ZM187 261H185V263H186ZM211 262V261H210ZM213 262V261H212ZM217 262V261H216ZM236 262V261H235ZM234 262V263H235ZM256 262V261H255ZM54 263V262H53ZM69 262H65L64 264H68ZM86 263L87 264H100V262L98 263H93V262H89V260H88V258H87V261H86ZM171 263V262H170ZM237 263H238V260H237ZM236 263V264H237ZM41 264V263H40ZM60 264V263H59ZM110 264V263H109ZM112 264H114V262L112 263ZM116 264V263H115ZM142 264V263H141ZM150 264V263H149ZM182 264V263H181ZM199 264H200V261H199ZM204 264H208V263H204ZM239 264H240V262H239ZM259 264V263H258Z\"/></svg>", "mask_w": 264, "mask_h": 264}]
</instances>
